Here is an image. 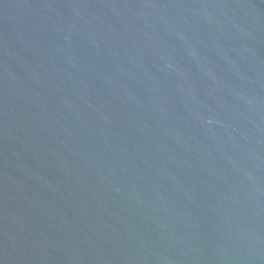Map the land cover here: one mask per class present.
<instances>
[{
    "label": "water",
    "instance_id": "water-1",
    "mask_svg": "<svg viewBox=\"0 0 264 264\" xmlns=\"http://www.w3.org/2000/svg\"><path fill=\"white\" fill-rule=\"evenodd\" d=\"M0 264H264V0H0Z\"/></svg>",
    "mask_w": 264,
    "mask_h": 264
}]
</instances>
